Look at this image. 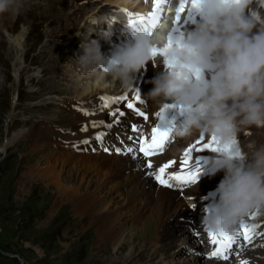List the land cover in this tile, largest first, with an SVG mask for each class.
Listing matches in <instances>:
<instances>
[{"label": "clouds", "instance_id": "9594fccd", "mask_svg": "<svg viewBox=\"0 0 264 264\" xmlns=\"http://www.w3.org/2000/svg\"><path fill=\"white\" fill-rule=\"evenodd\" d=\"M198 3L201 22L186 37L174 40L171 26L161 25L151 34L139 29L124 33V43L109 54L101 50L104 35L81 39L80 51L70 61L110 75L128 90L135 84V75L156 58L154 50L167 49L161 57L169 71L152 81L148 99L182 107L185 118L175 127L176 137L215 138L220 159L211 163V170L222 171L224 177L216 190L218 201L202 226L235 238L250 214L264 210V144L248 139L243 148L234 147L242 132L264 129V16L248 14L254 3L264 8V0ZM24 6V0H0V15L18 14ZM98 19L100 23L111 20ZM120 23L129 25L126 20ZM209 72L213 73L210 80L205 76Z\"/></svg>", "mask_w": 264, "mask_h": 264}, {"label": "rangeland", "instance_id": "374dc122", "mask_svg": "<svg viewBox=\"0 0 264 264\" xmlns=\"http://www.w3.org/2000/svg\"><path fill=\"white\" fill-rule=\"evenodd\" d=\"M79 2L81 4L83 1L24 0L25 6L18 14L0 15V21L8 23L6 29L0 24V76L5 79L0 86V264H111L114 260L123 264V260L130 252H133V247L129 245L123 254L116 253L109 245L98 247V240L93 235V231L85 232L86 226L82 225V223L86 224L87 220L83 218V222L79 221L80 216L74 215L70 204L64 203L62 206L59 203L55 204L57 192L61 188L71 187V184L64 182V176L63 180L62 177H57L58 183H50V176L43 173L45 159L42 155L45 153L37 151L38 148L41 149V143H37L36 135L31 134L34 127L39 126L43 117V112L37 110V106L49 101L48 97L40 95L39 92L43 90L48 93L51 89L57 88L51 86L57 85L60 89L57 88L56 94L64 96L69 90L63 88L67 87L73 91L81 83L80 73L74 69L70 72V83L67 85L61 79L53 80L52 76L55 74L50 75L48 68L44 69L49 67V59L51 63L49 69L54 68L57 72L61 70L60 67L72 66L58 62L57 65L60 67H55L53 64L59 60L65 61L67 58L63 54L60 55L59 47L62 41L68 38L65 32H70L73 19L81 18L86 9V6H82L72 10L70 4L76 8ZM68 10H72L71 16L67 13ZM24 26L28 32L25 42L14 44L12 41L14 36ZM98 26L102 29L105 27L100 22L96 27ZM70 36L76 37L77 32L73 31ZM48 44L50 48L51 45L54 47L52 54L55 57L60 55L61 59L45 57V48ZM19 66L21 69L16 72L15 69ZM149 83L152 84V81ZM16 89L20 93L17 109L21 110L23 120H27L26 125L18 123L7 125L4 121L16 110V104L13 101ZM101 90L107 92L104 87ZM31 91L37 92L30 95ZM7 106L9 109L6 108ZM104 107V105L92 107V110H100ZM66 114H68L67 110L64 115ZM72 128L73 125H71ZM21 129L26 137L15 140L13 147L9 150V147H6L7 137ZM22 132H20L21 135ZM43 133L46 134L44 131ZM62 137L63 134L59 133L58 142ZM238 138L241 139V136L239 135ZM55 143H57L56 140ZM55 143L50 139V144ZM44 145L46 144L42 143L43 147ZM52 150L50 147L46 152ZM59 150L63 148L59 147L54 151L62 153ZM213 152L215 153L214 150ZM52 163L55 164L54 161ZM56 167L62 168L57 164ZM67 168L72 170L78 167L74 165V162H70ZM92 176V173L87 175L85 171H82L79 180L84 177L86 181L92 179L95 181ZM103 187L105 191L108 190V187ZM208 189L210 186L205 191ZM108 200L113 209L123 212L127 210L126 206H130L127 205L128 201L124 196H120L114 189L109 192ZM149 213L150 211L133 229L134 233L138 234L137 243L133 244L137 250L135 256L129 257L130 264H161L153 247L150 246L153 238L142 239L138 243L140 227L149 218ZM127 224L126 229H131V223ZM83 232L85 234H82ZM183 254V252L177 254V259H180Z\"/></svg>", "mask_w": 264, "mask_h": 264}, {"label": "bare ground", "instance_id": "6f19581e", "mask_svg": "<svg viewBox=\"0 0 264 264\" xmlns=\"http://www.w3.org/2000/svg\"><path fill=\"white\" fill-rule=\"evenodd\" d=\"M100 1L101 0H91V4H88L86 8H92V14L86 15V18L84 19L83 13L81 18H78L77 20L73 19V25L69 31L71 32L74 30L77 25L81 23L82 19H84L83 21L86 24H88L93 22L94 18H96L98 25V18L102 17L101 15L105 14V11H110L106 7H101V10L94 8L96 5L99 6ZM103 3L119 7L123 6L120 8H124L126 9V12L128 11L131 13L130 8L131 6L137 4V0H104ZM252 6L260 8L259 3H254ZM259 11L264 12V9ZM120 12L121 11H119V14ZM1 21L0 24L6 29L8 23ZM111 22H114L112 18ZM108 23L101 24L105 25ZM109 24L112 25L113 30L110 35L104 34V37L105 39H108L107 41L109 45H113L114 42L117 44L118 42L115 37L117 36L116 29L118 27L114 23ZM97 28L98 30H102L99 26ZM27 33V29L24 26L20 32L14 36L12 40L14 44L25 42ZM75 42L76 41L72 40L66 45V48L71 49L76 45ZM62 54L68 57L69 55L76 53L69 50L68 52H64ZM20 69L21 66L17 67L15 71L17 72ZM48 70L50 75L57 73L54 68L52 70L48 68ZM167 71H169L167 64L163 61V58L158 55L156 58L149 61L145 68H142L140 72L135 75V84L133 88L124 90L120 87L121 90L119 91L113 90L114 80L110 75L103 76L94 74L91 81L83 86H79L76 89V97L82 101L86 100L90 110H92V107L104 105L105 102L101 99V97L115 98L125 95L129 98V100H121L119 103L111 104L113 106V110L111 111L110 118L107 121L98 124V127H94L90 133L81 137L79 141L74 144L78 154L70 148V145H68L70 141L76 139V137L73 136V133L76 132L79 134L78 122H70V124L73 125L71 133L63 134V137L60 138V142L57 140L59 139V133L51 132L47 129L43 130L47 135L51 136L50 139L54 141V143L56 140L57 143L53 145H56L57 149H59V147L63 148V150H59L62 151V153L54 150L46 152L52 145L50 144V139L46 134H39L36 131L31 134L37 135V143H45L46 145H44V147L42 146L41 149L38 148V150H35H40L41 152L39 153H42V151L45 153L42 155L45 159V169L43 170V173L50 176V183H58L59 179L57 177H62L61 179L63 180L64 176V182L71 184V187L61 188L57 192V203L55 201V204L59 203L61 206L64 203L70 204L74 215L77 217L78 215L80 216L79 221L83 222V218H85L87 223H82V225L86 226L85 232L93 231V235L96 240H98V247H106L109 245L114 249V251H116V253L121 252L122 254L127 249L128 245L129 247H133V252H130L128 257L123 260V264H130L131 262L128 263L130 261L129 257L135 256L137 249L136 246H133V244L137 243L136 236H138V234L134 233L133 229L136 228L137 223L140 222L145 215H147L148 211H150L148 214L149 218H147L142 227H140V239H138V243L142 241V239L148 240L158 235L157 241L153 243V251L156 253L157 258H159V261H161V264H218L215 259L207 258L206 253L207 250H210V248L206 245V242L203 241L204 239L206 240L207 237L206 233L202 230L203 226L201 223L205 218V212L201 209L203 204H206L203 199L207 197L209 198L208 202L213 201L212 196L214 195V191H205V189L209 187L214 180L212 177L208 176L209 173L213 174V171L210 170L213 158L205 156L204 160L196 162L200 165V167H197L200 169L199 178L201 177L202 171L203 176L195 187H192L186 192L188 197H197L196 200H194V203L198 202L199 205H194L195 208L193 209L191 215L192 221L189 222V226L195 234L197 232L199 235H196L194 239L195 241L189 237L190 235L187 233V223V230L184 228L185 226H183L175 239L172 240L175 241L168 245L166 244L168 240L166 237H168V235L163 233L161 230H167L168 232L171 228L166 229V226L178 223L176 216L184 209V207H186V204L185 201L181 199L183 194L164 188L161 183L155 179L152 173L158 172L159 167H162L164 164L181 157L190 141L177 138L166 153L152 160L154 163L153 168L147 169L144 165L134 164L128 158L119 157L122 155L128 156L129 154L109 156L108 154L102 152L99 150L101 141H98L95 138L97 134L103 133V139H112L115 136L114 133L122 132L123 129L128 126L127 121L131 117L130 109L127 107V103L133 102L134 99H136L137 92L139 93V98L147 104L146 111L151 114V117H153L164 103L160 104L156 101L148 99V94L154 87L153 83L150 84L149 82L153 81L158 75ZM4 80L5 79L0 76V86ZM64 80H67V76H64ZM48 83H50V81ZM103 87L106 88L108 93L101 90ZM57 92L58 90L56 88L51 89V91L46 94L55 95ZM56 102L59 103L58 100H56ZM63 111V109L59 108V111L51 114L49 117L52 119L53 117H59ZM113 112H115L116 115H113ZM120 113H123V115H120ZM153 124L154 122L151 119H148L145 126L146 128H151L153 127ZM20 132H22V129L21 131L13 133L11 136L7 137L6 147H9V150L13 147L15 140L26 137L24 132H22V135ZM143 135H146V131ZM208 138L210 139V137ZM86 140L89 141V143L85 144L84 141ZM53 161L55 164L52 163ZM70 162H74V165L78 168L69 170L67 165L69 166ZM203 163L205 164L202 169L201 165ZM56 164L61 165L62 168H57ZM175 169L176 171L180 170L179 168ZM82 171H85V174L87 175L92 173V178H95V181H92L93 179L91 181H86L84 177H81L79 180V176ZM66 173H68V175H66ZM62 180H60V182ZM103 186L108 187V190L105 191ZM113 189L116 190L120 196H124V198L128 201L127 205L130 206H126V211L123 212L119 209L112 208L110 201L108 200V194ZM138 205L140 206L139 208L137 207ZM81 216L83 217L81 218ZM184 218L188 221L190 217L187 216ZM79 221L77 220V223ZM127 223H131V229H126V227H128ZM184 223L186 222H180V225H183ZM262 229H264V226ZM85 232L82 234H85ZM200 241H203V243L200 244ZM257 243H259L258 247L256 245ZM261 245H264V235L257 238L255 242L249 245V247L245 244L246 247L244 250L237 252V258H247L248 253L252 252L251 255H254L256 259L251 258V264H264V247ZM180 252H183L184 254L180 259H177L176 255ZM111 264H121V262L114 260ZM219 264H236V261L235 259H230L227 262L221 261Z\"/></svg>", "mask_w": 264, "mask_h": 264}, {"label": "snow or ice", "instance_id": "6c2138e0", "mask_svg": "<svg viewBox=\"0 0 264 264\" xmlns=\"http://www.w3.org/2000/svg\"><path fill=\"white\" fill-rule=\"evenodd\" d=\"M154 2V10L150 12L147 16H137L135 18H130L129 25L136 30L143 29L149 33H151L157 26L162 11L163 5L166 3V0H153ZM188 0H184L176 10V20L178 21L182 12H184L185 7L187 6ZM191 7L193 9L199 8L198 0H191ZM95 23V21L93 22ZM169 46H171V41ZM167 49L163 50V52L159 49L154 50V57L158 55H163ZM136 98L139 100V93L137 92ZM101 99L105 102L104 106L109 107L113 103H119L121 100L128 101V97H120V98H109V97H101ZM127 107L129 109L134 108V104L132 102L127 103ZM138 111V114L143 117L145 120H148L150 117L146 115L142 111ZM88 114V113H86ZM116 115L115 112L112 113ZM123 115V113H120ZM93 127H98V125H93ZM110 127V125H109ZM85 131H87V126H85ZM141 134L138 136L136 140H134L133 145H129L124 147L123 149H119L122 153H131L135 157L137 153L143 154L146 158L145 167L147 169L153 168V163L151 158L164 150L165 143L168 139L169 133L166 131H160L159 129H151V134L143 135V130H138ZM104 137L103 133H99L96 135V139L98 141H102ZM85 144L89 143V141H84ZM204 148H208L214 151H217V146L215 143V138L211 140V143H204L199 140L196 141L190 148H188L184 153V158L177 161H170L169 163L164 164L162 167H159L158 172H153L155 179L167 186L173 187L172 181H176L181 186L186 184H195L199 180L200 169L191 166L192 162V153L195 151H202ZM179 168V171L174 172L172 175H168L167 172L169 169ZM243 229L240 232V236L243 238V243L252 244L253 240L256 238L259 233L255 231L254 228H248L245 225L241 226ZM203 232L206 233L207 242L210 245V250L207 252L208 259H215L218 264L221 261L227 262L230 259H235L236 264H251L250 260L247 258H237V252L239 249V245H237V241L235 238L227 237L222 234H216L211 231H207L203 229ZM199 235V233H197ZM264 247V245H261Z\"/></svg>", "mask_w": 264, "mask_h": 264}]
</instances>
